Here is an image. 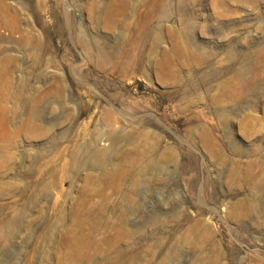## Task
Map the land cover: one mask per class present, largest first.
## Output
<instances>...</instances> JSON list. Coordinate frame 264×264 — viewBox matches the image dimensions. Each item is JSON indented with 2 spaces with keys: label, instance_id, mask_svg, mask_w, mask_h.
I'll return each mask as SVG.
<instances>
[{
  "label": "rangeland",
  "instance_id": "1",
  "mask_svg": "<svg viewBox=\"0 0 264 264\" xmlns=\"http://www.w3.org/2000/svg\"><path fill=\"white\" fill-rule=\"evenodd\" d=\"M0 264H264V0H0Z\"/></svg>",
  "mask_w": 264,
  "mask_h": 264
}]
</instances>
